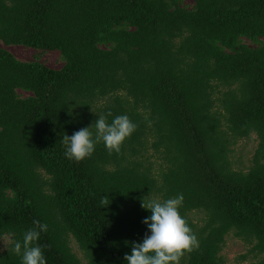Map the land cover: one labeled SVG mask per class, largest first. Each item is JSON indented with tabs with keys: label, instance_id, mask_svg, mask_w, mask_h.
I'll return each mask as SVG.
<instances>
[{
	"label": "trees",
	"instance_id": "1",
	"mask_svg": "<svg viewBox=\"0 0 264 264\" xmlns=\"http://www.w3.org/2000/svg\"><path fill=\"white\" fill-rule=\"evenodd\" d=\"M0 42L34 50L0 46V264L34 220L47 264H127L142 199L181 193L199 246L180 264H225L228 234L264 264V0H0ZM109 111L137 125L120 153L68 160L63 137Z\"/></svg>",
	"mask_w": 264,
	"mask_h": 264
},
{
	"label": "clouds",
	"instance_id": "2",
	"mask_svg": "<svg viewBox=\"0 0 264 264\" xmlns=\"http://www.w3.org/2000/svg\"><path fill=\"white\" fill-rule=\"evenodd\" d=\"M109 111L101 114L89 127L63 137L65 157L76 162L91 157L96 145L103 143L108 153H120L124 141L129 138L137 125L127 116H115L111 123ZM183 194L164 201L142 199V208L149 210L151 215L143 220L148 226L150 235L145 236L141 243H133L131 254H125L127 264H180L185 253H190L199 246L197 236L193 233L187 220L180 214ZM108 206V197L101 200ZM34 227L27 230L23 240L14 241L12 251L22 258V264H47L41 247L36 243L41 232L48 231V225L39 220L33 221Z\"/></svg>",
	"mask_w": 264,
	"mask_h": 264
},
{
	"label": "rangeland",
	"instance_id": "3",
	"mask_svg": "<svg viewBox=\"0 0 264 264\" xmlns=\"http://www.w3.org/2000/svg\"><path fill=\"white\" fill-rule=\"evenodd\" d=\"M0 46L10 51L16 58L21 60H29L32 58L34 50L30 47H26L19 44H10L6 45L3 42H0ZM41 61L51 67L58 68L62 64V60L59 57L57 50H45L43 52ZM21 95H28L27 92L18 91ZM257 139L255 134H251L249 138L239 140L238 143L234 146V150L231 154V158L238 162V166H247L250 162L253 150L256 146ZM8 239L4 237L1 240L0 250L4 248ZM74 250L80 254V250L73 243ZM245 252L244 243L241 242L238 238L234 237L232 234L226 236V242L222 250V254L225 258V264H254L253 261L247 260H237V256Z\"/></svg>",
	"mask_w": 264,
	"mask_h": 264
}]
</instances>
